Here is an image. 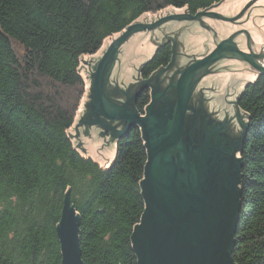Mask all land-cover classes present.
Returning <instances> with one entry per match:
<instances>
[{
  "label": "trees",
  "instance_id": "trees-1",
  "mask_svg": "<svg viewBox=\"0 0 264 264\" xmlns=\"http://www.w3.org/2000/svg\"><path fill=\"white\" fill-rule=\"evenodd\" d=\"M220 1L0 0V264L61 263L55 230L65 197L80 219L83 264H137L130 238L144 212L141 132L133 126L116 140L107 168L76 150L68 131L86 90L80 59L141 16L174 7L195 15ZM171 57L169 42L158 47L142 81ZM135 95L143 115L149 88ZM237 102L247 129L232 259L264 264V75Z\"/></svg>",
  "mask_w": 264,
  "mask_h": 264
},
{
  "label": "water",
  "instance_id": "water-1",
  "mask_svg": "<svg viewBox=\"0 0 264 264\" xmlns=\"http://www.w3.org/2000/svg\"><path fill=\"white\" fill-rule=\"evenodd\" d=\"M204 15L207 14L197 12L178 18L166 16L148 25L130 24L109 45L92 74L93 100L87 107L84 122L101 126L115 140L137 126L144 143L146 162L139 184L144 212L130 238L137 264H235L232 249L241 208V159H236L234 152L241 149L247 125L242 130L238 149L230 153L227 144L223 145L227 138L221 134L222 126L213 127L206 122L200 129L194 121L188 129L187 113L193 88L208 74L212 64L225 58L236 59L259 76L264 75V65L259 62L264 57L253 54L249 46L246 51L240 49L233 40L240 33L223 39L210 53L189 63L175 80H169L162 92H158V82L151 87L150 79L141 81L140 89L146 86L151 93L143 115L133 107L138 91L133 94L130 108L128 103L117 106L104 95L106 82L101 84L104 70L110 65L109 58L131 33L150 31L163 21L195 20ZM168 90L175 94L172 103L166 96ZM157 102L161 105L157 106ZM111 123L120 125V129ZM63 201L55 230L60 264H83L78 234L80 219L68 197Z\"/></svg>",
  "mask_w": 264,
  "mask_h": 264
},
{
  "label": "rangeland",
  "instance_id": "rangeland-1",
  "mask_svg": "<svg viewBox=\"0 0 264 264\" xmlns=\"http://www.w3.org/2000/svg\"><path fill=\"white\" fill-rule=\"evenodd\" d=\"M197 12L207 15L195 20L163 21L150 31L131 33L119 44L115 49L116 54L109 58L110 65L104 70L101 80V84L106 82V99L117 106L128 103L129 107L133 94L140 90L142 84L140 69L150 60L156 49L166 42H169L172 48V63L165 69L157 70L149 78L151 87H155L156 82L159 83L158 92L163 91L169 80H175L177 74L189 63L199 60L210 53L221 40L237 33L240 34L235 35L233 40L240 49L247 50L249 46L253 54L264 57V0H221L209 10ZM188 14L190 13L184 8H166L141 16L132 24L148 25L166 16L178 18ZM121 33L107 38L95 55H84L80 59L79 73L84 79L86 90L76 124L68 131L80 154L92 158L98 165L106 168L111 166L115 158L116 140L101 126L86 124L84 115L93 100L90 96L91 81L98 60ZM259 60L264 65V59ZM257 77L258 74L253 68L236 59L225 58L212 64L208 68V74L193 88L187 113L188 129L194 121H197L196 127L200 129L206 122V125L213 127L222 126L221 134L227 138L219 135L227 140L223 145L227 144L226 148L230 153L238 149L242 130L246 125V116L237 110L236 99L246 84L255 82ZM174 95L172 90L166 92L171 103L174 102ZM160 103L157 102V106H160ZM80 122L81 125H78ZM111 125L116 129L121 127L116 126V123ZM196 133L199 134L197 131ZM234 153L238 159L237 151Z\"/></svg>",
  "mask_w": 264,
  "mask_h": 264
},
{
  "label": "flooded vegetation",
  "instance_id": "flooded-vegetation-1",
  "mask_svg": "<svg viewBox=\"0 0 264 264\" xmlns=\"http://www.w3.org/2000/svg\"><path fill=\"white\" fill-rule=\"evenodd\" d=\"M205 11H207V10H205ZM243 51H246V49H245V50H243Z\"/></svg>",
  "mask_w": 264,
  "mask_h": 264
},
{
  "label": "bare ground",
  "instance_id": "bare-ground-1",
  "mask_svg": "<svg viewBox=\"0 0 264 264\" xmlns=\"http://www.w3.org/2000/svg\"><path fill=\"white\" fill-rule=\"evenodd\" d=\"M259 62H261V61H259ZM262 64H263V62H261Z\"/></svg>",
  "mask_w": 264,
  "mask_h": 264
}]
</instances>
